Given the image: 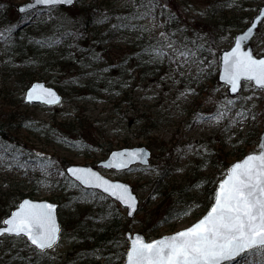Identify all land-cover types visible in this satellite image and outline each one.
Instances as JSON below:
<instances>
[{"label":"rangeland","instance_id":"obj_1","mask_svg":"<svg viewBox=\"0 0 264 264\" xmlns=\"http://www.w3.org/2000/svg\"><path fill=\"white\" fill-rule=\"evenodd\" d=\"M11 1L16 11V5L25 0ZM89 1L92 0H85ZM124 1L133 3V0H115L113 3L119 6ZM160 1L169 9L173 8L172 3L176 5L174 8L181 13L182 23L188 24L191 42L183 47L180 39L168 38L165 58L161 57L162 61L157 69L152 70V74L145 76L139 71L130 72L128 76L132 79L127 88L130 103H121L120 109L115 108L114 98L109 94L93 100L84 98L82 93H63V101L56 106L26 103V86L21 85L15 71L19 68L17 63L0 56V107L8 102V109L13 111L9 116L1 112L0 120L8 116L14 125H19L17 131H10V135L19 136L26 149L40 155L66 157L68 164H96L109 151L123 146L145 144L152 149L149 166L138 165L126 171L101 168L107 176L126 180L134 186L140 198V209L130 218L122 207L127 217V230L143 232L148 239L185 228L208 210L211 202L206 188L196 184L206 174H214L220 179L229 166L213 168L206 164L205 157L211 146L222 153L228 152L230 161H233L241 157L237 152L249 140H245L246 134L255 129L258 134L253 136L251 141L254 142L247 149L248 152L258 149L260 134L264 129V89L254 86L252 82H245L239 94L231 97L227 87L216 79L220 52L232 45L235 33L241 29L232 25L235 17L240 18L248 13L253 15L264 1ZM48 13V9L22 16L17 13L14 21L17 24L36 21ZM248 22L249 19L246 24ZM192 23L196 24L190 26ZM143 24L153 33L166 36L164 20L160 16L148 13L143 18ZM131 38L129 34L113 39V52L109 59L119 61L126 49L115 46L124 47V43ZM252 45L257 55L264 54V20ZM51 69V66L44 64L32 69V73L35 79H44L59 89L60 86L71 89L68 84H63L62 78L59 79L58 72ZM139 114H144L146 120H137ZM68 128L73 132L70 139L66 136ZM5 151L11 153L12 149L0 147V195L23 192L34 199H49L59 204L66 201L69 192H73V196L78 195L77 186L73 184L68 183L67 190L61 189L60 184L66 183L64 170L15 164L8 160L9 155ZM161 173L164 176L162 182L158 183ZM155 185L159 188H155ZM184 186L189 187L183 193H188L182 197L184 206L180 204L185 207L184 212L161 224L166 215V205L176 199L173 189ZM156 191L162 195L155 197ZM167 192L165 206L162 209L155 207ZM93 200L91 196L89 202L83 200L81 204H91ZM70 208H64L65 214L60 211L64 215V222H68ZM70 225L68 222L62 228L58 244L48 251L54 258L78 263L83 260L79 258L82 248L73 243ZM23 239L22 236H0V263L4 259L10 260L11 255L14 257L11 262L14 263L21 254L26 257L33 254L31 247L27 251L18 250ZM261 248L225 264H262L264 249Z\"/></svg>","mask_w":264,"mask_h":264},{"label":"trees","instance_id":"obj_2","mask_svg":"<svg viewBox=\"0 0 264 264\" xmlns=\"http://www.w3.org/2000/svg\"><path fill=\"white\" fill-rule=\"evenodd\" d=\"M114 1L78 0L77 3L80 2L78 5L76 3L71 7L50 8L47 16L43 15L36 21L17 24L14 21L17 12L13 8V2L0 0V56L17 63L19 68L15 71L22 86L27 87L35 80L32 69L45 64L46 67L51 66V70H56L59 79H63V84H68L71 88L68 90V87L60 86L61 92L82 93L84 98L93 100L109 94L114 98L115 108L120 109L121 103H130L127 88L132 77L128 76L129 73L139 71L145 76L152 74V70L157 69L162 58H165L168 38L180 39V45L186 47L191 42V36L187 22L182 23L181 13L175 10L174 3L172 6L176 13L173 8L169 9V6H165L160 0H133L132 4L124 1L119 6H114ZM148 13L163 18V30L166 36L159 32L153 33L143 24V18ZM251 17L249 13L240 18L236 16L232 25L240 29ZM193 24L196 23L190 26ZM129 34L132 36L127 42L129 44L124 43V47L115 46L117 49H126L121 59L117 62L110 60L113 39ZM5 104L6 106L0 107V113L12 115V109L7 107L10 103ZM8 116L0 120V147L4 150L12 149L11 153L5 151V154L9 155L8 160L15 164L37 166L47 170L55 167L65 169L68 164L66 157L33 153L30 149H26L19 136L10 135V131H17L19 125H14ZM145 117L144 114H139L137 120L144 121ZM67 131L69 133L66 136L72 138L70 134L73 135V132L70 129ZM257 134L256 129L246 134L245 140H249L238 148V156L248 152L247 147L254 142L251 140ZM228 154L211 146L205 157L206 164L213 168L229 165L232 161ZM163 176L164 173H161L158 183ZM63 177L66 183L60 184L61 189L67 190L68 185L73 184L77 186L78 195L73 196V192L68 193L66 201L59 205V218L63 227L70 222L73 243L81 246L79 258L83 260L76 263L75 260L54 258L48 250L38 251L23 239L18 250L27 251L31 247L33 254L30 257L21 254L19 260L14 263L11 262L14 258L11 255L10 260L4 259L0 264L123 263L128 245L125 237L128 226L122 207L98 191L81 187L66 174ZM217 179L219 178L214 174H206L200 177L196 184L206 188L209 203L213 200ZM154 187L159 188L157 185ZM188 188L184 186L173 189L176 199L166 205V215L160 221L161 224L184 212L182 197H186L188 193L185 195L183 193ZM168 193L163 194L155 207L162 209L165 206L164 200ZM161 195L160 191L154 194L155 197ZM24 196L26 194L23 192L17 194L8 192L0 195V223ZM91 196L94 197L93 203L81 204L83 200L89 202ZM189 199L191 200V197ZM67 206H71L69 219L68 222H64L63 211ZM60 211L63 214H60ZM260 262L264 264V258Z\"/></svg>","mask_w":264,"mask_h":264},{"label":"snow or ice","instance_id":"obj_3","mask_svg":"<svg viewBox=\"0 0 264 264\" xmlns=\"http://www.w3.org/2000/svg\"><path fill=\"white\" fill-rule=\"evenodd\" d=\"M249 39V35L240 37L241 41ZM239 48L238 42L236 51L225 58L231 69L226 79L233 85L232 90H237L240 77L264 87V60H254L250 55L241 57ZM118 198L128 205L130 214L135 210L134 200L126 189L121 190ZM5 223L10 225L3 230L5 233L27 235L40 249L51 248L55 243L57 229L52 224L51 206L26 202L24 209ZM259 247H264V152L249 155L232 167L219 186L215 206L201 221L158 242L137 240L128 259L130 264H222Z\"/></svg>","mask_w":264,"mask_h":264},{"label":"water","instance_id":"obj_4","mask_svg":"<svg viewBox=\"0 0 264 264\" xmlns=\"http://www.w3.org/2000/svg\"><path fill=\"white\" fill-rule=\"evenodd\" d=\"M76 1L77 0H70V2L69 0H64V2H44V0H26L17 5V11L19 13H26L35 10L37 8H49L59 5L70 6L73 5ZM263 20H264V3L260 5L257 12L252 17L250 23L247 26H245L243 29L236 32L232 45L228 48L223 49L220 53L217 80L221 84H224L227 87V91L230 96H236L242 90L245 81H252L254 86L260 89H264V87L257 85L254 80H248L244 77H240L239 80L236 82L237 90L233 91L232 90L233 85L229 83V81L226 79V76L231 69L229 64L225 62V58L231 56V54L234 51H236V45L238 42L240 43L238 55H240L241 57H244L245 55H250L252 59L257 61L264 60V54L257 55L254 52V48L251 43L252 38L254 37L260 23ZM249 29H251L252 31L249 32ZM244 35H249L251 39L247 41H241L240 37ZM30 95L33 97L31 100L28 99ZM24 100L25 102L28 103H41L48 106H54L62 102L63 94L55 86L47 84L45 80L37 79L34 80L26 88ZM262 152H264V129L260 134V138L258 141V149L255 151H250L241 158H238L230 163V165L227 168L226 174L217 182L214 193V199L211 205L209 206L208 210L191 225L171 233L163 234L157 238L150 240L147 239L146 235L143 232H139V231L132 232L130 230H127L125 235L126 238L128 239V248L126 251L125 260L122 264H130L128 256L131 252L132 246L136 243L137 240H142L145 243L158 242L161 241L162 239L172 237L179 232L190 229L196 223L201 221L210 212V209L215 206V199L219 191V186L227 179L232 167L237 163H242L243 161H245L249 155L262 154ZM151 157H152V149L149 148L147 145L124 146L111 150L109 154L105 158L99 160L96 165L70 163L67 165L65 171L68 174V176H70L72 179L78 182L81 186L87 189L98 190L103 194L119 202L124 208H126V214L128 217L131 218L134 217V215L137 213L140 205L139 196L137 192L134 190L133 185L130 182L122 179L110 178L100 170V167L105 169L127 170L135 164L149 165ZM106 188L108 189V191H105ZM122 189H126L127 195L132 197L134 200L136 207L135 210L131 212V214L128 205H126L122 200L118 198L119 195L121 194ZM113 191H115L117 194L113 195L112 194ZM26 202L31 205H38L45 207L51 206L52 224L57 229L56 240L52 246L54 247L61 238L62 226L58 217L59 203L49 199H34L29 196H26L23 199H21L18 202L17 206L13 208L10 211V213L7 216H5V218L3 219L2 224L0 225V236L4 234L21 236V235H16L14 233H5L3 230L7 227H10V225L6 224L5 221L13 219L17 212H20L22 209H24V205ZM28 211H31V209H29ZM22 236H24L32 246L36 247L39 250L44 251L46 249H50V248L40 249L38 246L33 245L31 243V240L28 238L27 235H22ZM238 257L230 261H234ZM226 262L228 261H222V264Z\"/></svg>","mask_w":264,"mask_h":264}]
</instances>
